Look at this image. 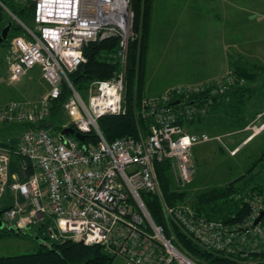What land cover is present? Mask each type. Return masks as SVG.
<instances>
[{"label": "built area", "instance_id": "2783aa9c", "mask_svg": "<svg viewBox=\"0 0 264 264\" xmlns=\"http://www.w3.org/2000/svg\"><path fill=\"white\" fill-rule=\"evenodd\" d=\"M18 1L35 5L36 30L0 0V6L23 29L10 43L8 82L16 83L39 66L49 90L37 102L12 101L0 114L2 124L27 126L17 146L0 145V219L5 228L22 232L45 226L51 218V237L101 245L125 264H199L181 250L173 233L166 236L171 225L201 247L234 258L264 252V218L255 224L264 211L263 197L250 199L251 214L243 223L208 221L198 218L189 205L170 206L157 173V165L169 163L177 191L193 182V149L221 141V137L192 134L178 123L181 118L190 121L200 110L197 105H187L183 97L209 91L219 95L225 84L217 80L147 96L141 105L149 122L146 132L140 126L137 137L109 143L98 121L126 113L127 52L130 42L141 37L134 30L132 0ZM109 38L119 39L122 70L109 80L92 82L85 102L69 75L86 62L88 44ZM64 89L68 98L62 110L69 118L64 128L71 127L85 138L95 134L97 145H82L74 136L62 140L60 133L44 127ZM170 102L179 105L169 107ZM237 152L230 153L235 156ZM13 155L18 158V171L12 173ZM142 192L158 197L166 228L154 223Z\"/></svg>", "mask_w": 264, "mask_h": 264}, {"label": "trees", "instance_id": "16d2710c", "mask_svg": "<svg viewBox=\"0 0 264 264\" xmlns=\"http://www.w3.org/2000/svg\"><path fill=\"white\" fill-rule=\"evenodd\" d=\"M1 1L12 14L26 25L27 23H34L35 5L31 2L21 3L18 0ZM152 7L153 0H132V9L135 13L134 30L138 33L140 32L141 37L137 41L130 42L127 52V93L124 104L126 113L119 116H105L98 121V126L109 143L118 139L137 137L140 126L146 132L149 124L148 118L144 119L141 113V105L142 100L147 97L145 94V82ZM10 23H12V28L8 41L0 45L1 47L9 46L14 37L22 35L23 29L0 6V34ZM118 52V38H109L104 41L88 44L84 48L86 62L69 75L70 81L77 91L85 92L92 82L109 80L115 74L119 73L122 70V63L118 57ZM261 70L263 69L257 67L254 69L246 67L236 68L233 70V73L227 74L224 78L198 83L213 84L217 80H221L226 88L219 95L211 94L209 91L208 93L193 95L189 98L183 97L184 100H187V105H197L200 110L195 113L194 118L190 121L181 118L178 123L180 125H186L188 131L192 134H203L201 126H203L209 115L219 116V113L222 111V115L224 113L229 114L228 110L237 112L240 115L241 107L245 105L246 101L252 98L253 93L257 92L256 84ZM67 98L68 91L64 89L61 97L53 103L52 115L44 127L52 128L56 133L59 131L62 132L63 128L59 127V121H62L61 119L64 115L62 108ZM175 103L170 102L169 107H173V104L175 107H178L179 103ZM243 126V129L247 127L246 124H243ZM22 128L25 130L27 126H22ZM97 143L98 137L95 134H90L85 138L82 145H97ZM0 145L9 147L6 144L0 143ZM263 161L264 154L258 162ZM253 169L251 168L247 175L225 186L215 187L197 195L190 205L197 217L227 224L245 222L251 214L250 199L254 195L264 198L263 187H253L250 184L252 179L248 178V176L253 172ZM157 173L164 198L169 205L178 206L187 204L189 192L176 190L170 175L169 163L157 165ZM141 198L154 223L157 226L165 227V219L158 197L142 192ZM39 227L43 228L44 226L39 225ZM165 233L167 237L173 233L177 238V245L181 250L199 262V264H264V252L249 254L245 258L241 256L234 258L231 255L201 247L185 235L176 225H171L170 228H166ZM24 234H26L24 231L21 234H17L9 231L7 228L5 230L0 229V239ZM115 259L101 245L87 246L83 243L67 240L54 242L49 245H41L40 250L34 254L1 257L0 264H114Z\"/></svg>", "mask_w": 264, "mask_h": 264}, {"label": "rangeland", "instance_id": "374dc122", "mask_svg": "<svg viewBox=\"0 0 264 264\" xmlns=\"http://www.w3.org/2000/svg\"><path fill=\"white\" fill-rule=\"evenodd\" d=\"M199 12L205 13L206 10H199ZM27 26L32 30H36L33 22L27 23ZM167 37L170 38V35ZM196 38L192 36L189 40L191 42L196 41ZM9 47L10 45L6 48L0 46V114L4 107L12 101L22 103H28L25 100L39 101L45 95L48 87L39 66L24 74L16 83L10 84L8 82ZM173 49L174 45L169 46L166 49L167 52L162 53L158 42L153 43L151 54L147 61L146 96H161L169 91L167 90L169 88L185 85L183 84L185 82H196L194 78L199 74L200 70L193 68L191 66L192 62H189L188 59L173 58L180 55L177 52H172ZM189 56L195 57L194 54H188ZM256 87L257 92L253 93L252 98L241 107L240 115L231 110H228L229 114L224 113L222 116L209 115L203 126H201L203 133L208 134L211 138L221 137V141L213 140L195 147L192 156L193 182L184 189L189 192L187 205L190 206L200 193L215 187L225 186L247 175L251 168L254 169L248 176V178L252 179L250 184L253 187L261 186L264 189V161L258 162L264 154V132L259 137L255 135L243 144L235 156H231L230 153L235 148L231 143L233 141L239 142L246 136L241 131L237 133L235 131L243 129V124L247 125L259 113L264 111V69L259 72ZM80 94L87 102V90L80 92ZM61 120L59 121V127L64 129V124L69 121V118L63 115ZM263 125L262 123L252 124L248 126V130L251 134L260 133L264 128ZM255 128L257 132L254 130ZM23 131L20 125L2 124L0 122V143L9 147L17 146ZM57 133L61 134L62 132L59 131ZM17 171L18 158L13 155L11 172ZM4 201H7V196H5ZM52 226V219L47 218L43 228L33 226L25 229L24 232L26 234L24 235H13L10 238L0 239V258L34 254L40 250L41 245L62 242L61 236L59 238L51 237L50 227ZM117 261L118 259L116 258L114 264L118 263Z\"/></svg>", "mask_w": 264, "mask_h": 264}, {"label": "crops", "instance_id": "0c3cea01", "mask_svg": "<svg viewBox=\"0 0 264 264\" xmlns=\"http://www.w3.org/2000/svg\"><path fill=\"white\" fill-rule=\"evenodd\" d=\"M203 9L205 13L199 12ZM192 36L197 40L191 42ZM154 42H158L162 53L174 45L172 52L180 55L173 58L188 59L193 68L200 70L195 83L177 87L224 78L236 68L264 69V0H153L148 58ZM48 90L49 85L45 94ZM256 123L264 124V111L240 130L246 136L231 143L233 150L264 132H249L248 126ZM117 259L116 264H125Z\"/></svg>", "mask_w": 264, "mask_h": 264}, {"label": "water", "instance_id": "95a60500", "mask_svg": "<svg viewBox=\"0 0 264 264\" xmlns=\"http://www.w3.org/2000/svg\"><path fill=\"white\" fill-rule=\"evenodd\" d=\"M12 28V23L8 24V26L1 32L0 34V45H3L4 43H6L8 41V37L10 34ZM179 102H176L175 104H178ZM64 136H74L77 140H79L81 143L84 142L85 140V136L76 132L73 128L69 127V128H64L62 130L61 136L60 138L63 140ZM264 218V211L261 212L260 216L256 219L255 224H258L261 220H263ZM0 229L1 230H5V225L3 223V221L0 219ZM9 231L11 232H15L17 234H21V231L16 230L15 228H11L9 229Z\"/></svg>", "mask_w": 264, "mask_h": 264}, {"label": "bare ground", "instance_id": "6f19581e", "mask_svg": "<svg viewBox=\"0 0 264 264\" xmlns=\"http://www.w3.org/2000/svg\"><path fill=\"white\" fill-rule=\"evenodd\" d=\"M264 129V128H263ZM262 131V130H261Z\"/></svg>", "mask_w": 264, "mask_h": 264}]
</instances>
